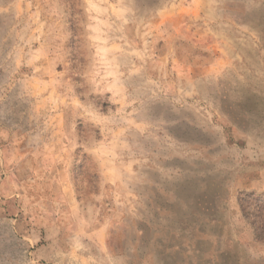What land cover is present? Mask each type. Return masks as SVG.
I'll use <instances>...</instances> for the list:
<instances>
[{"label": "rangeland", "instance_id": "374dc122", "mask_svg": "<svg viewBox=\"0 0 264 264\" xmlns=\"http://www.w3.org/2000/svg\"><path fill=\"white\" fill-rule=\"evenodd\" d=\"M0 264H264V0H0Z\"/></svg>", "mask_w": 264, "mask_h": 264}]
</instances>
